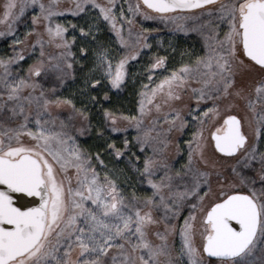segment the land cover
I'll return each instance as SVG.
<instances>
[{"label": "snow or ice", "instance_id": "1", "mask_svg": "<svg viewBox=\"0 0 264 264\" xmlns=\"http://www.w3.org/2000/svg\"><path fill=\"white\" fill-rule=\"evenodd\" d=\"M89 4L128 51L117 58L108 44L97 43L84 78L89 91L125 87L129 61L151 47L143 32L133 38L132 17L197 33L203 55L183 53L189 62L159 83L150 75L149 84L141 85L138 115L104 111L111 132L127 131L117 127L125 121L137 131L139 151L151 152L142 161L129 160L151 194L126 196L100 155L77 144L75 133L86 129L77 130L73 120L87 119L84 113L62 99L57 87L39 82L54 75L51 82L62 85L72 68L67 29L52 25L63 14L59 0H0V36L14 35L30 9H38L32 25H43V32L26 33L35 37L32 47L40 54L25 74L12 70L25 59L22 52L0 58V264H264V145L257 143L264 139V0H135L127 6L130 17L120 10L122 24L129 25L127 39L116 27L115 0H76L73 14L86 12ZM86 28L81 35L95 43L99 23L93 19ZM22 43L16 40L13 47ZM53 44L64 49L60 56L46 55L45 46ZM88 51L81 49L85 56ZM166 60L157 55L147 71H168ZM255 72L260 78L253 87L243 77ZM186 93L195 97L197 113L201 104L205 110L192 117L197 129L177 170L167 149L171 133L190 126L173 106ZM64 107L72 114L60 119ZM124 148H130L127 139ZM109 149L117 160L126 154L114 143ZM183 211L188 215L181 224ZM175 235L177 255L169 240Z\"/></svg>", "mask_w": 264, "mask_h": 264}, {"label": "rangeland", "instance_id": "2", "mask_svg": "<svg viewBox=\"0 0 264 264\" xmlns=\"http://www.w3.org/2000/svg\"><path fill=\"white\" fill-rule=\"evenodd\" d=\"M44 2L47 3L48 0H44ZM75 2L76 0H59V8L57 11L62 12L63 14L54 16L52 19L53 26L59 24L67 29L65 32V40L69 45V51L74 57L69 58L67 63H71L72 68L67 69V75L62 85L51 82L56 79L54 75L45 76L39 82L43 84L45 89L57 87V92L62 99H70L76 109L84 113V116H86L87 119L77 115L73 120L74 127L77 130L81 128L86 129L82 134L79 131L75 133L77 136V144L92 155H96L97 153L100 155V159L107 165V169L115 172L114 177L111 178L116 180L117 184L120 186V190L123 191L126 196H130L133 193L141 197L150 195L151 192L147 184L141 182L139 175L135 173V165L130 164L129 160L135 161L136 157L139 156L142 161L143 156L151 155V152L149 151L142 154L139 151V146L136 145L135 139L137 131L134 127H129L127 122H117V127L121 129L126 128L127 131H119L115 133L111 132V123L105 119L104 111L107 110L117 117L138 115L140 100L137 101L135 99L136 95L133 97L131 94V91H133L132 89H134L133 93H138V95H140V92L145 91L141 85L149 84L148 77L150 75L153 77L155 83H159L164 76L168 75V72L179 68L182 63H188L189 59L187 55H184L182 59V54L185 52L196 51L199 55H203V51L201 49V38L197 33L190 31H178L176 30V26L174 24H165L158 19L145 20L140 16L132 17L133 24L131 27L133 29V38H135L137 33L143 32L147 37V44L151 47L143 48L137 59L129 61L127 66L129 78L127 79L125 87L121 88L119 91H108L106 88L101 89L98 86L96 90L89 91L85 88L84 78L93 66L91 63L93 55L91 50L96 48L97 43L108 44L117 58L128 54V51L121 48L119 40L117 39L115 31L112 29L111 25L108 22L103 21L102 17H99L98 8H93L89 4L86 12L76 15L73 14ZM95 2L99 4H106L107 0H95ZM128 3L134 4L135 0H115L117 7L114 10L117 16L116 27L118 29L121 27L123 28V35L126 39L128 38L129 25L126 21L122 24L120 19V10L123 8L124 16L130 17L131 14L127 11ZM36 14H38V9L35 11L30 9L25 18L22 19L15 28H13L12 31L14 35L8 34L0 36V58L7 59L8 57L13 56L14 53L20 52H22L25 56V59L19 62V66L12 69L14 72L23 69L24 72L21 73L22 75L27 72L29 66L36 63L39 59V47L37 46L35 50H33L32 47L35 43V37L26 36V33L32 31L34 28L36 31L43 32V25L33 26L31 23L32 16ZM93 19H96V22L100 25V30L96 34L97 39L95 43H93L91 36L84 37L80 32L81 27H85V30H87V23H91ZM72 25H76V27L73 28ZM0 31H5L2 25H0ZM16 40L22 41L23 43L14 48L13 45ZM45 40H47L46 35ZM81 49L89 50L87 56L81 52ZM173 49H175V51H173ZM44 51L46 55L57 57L60 56L64 49L57 48L53 44L46 45ZM157 55L167 57L165 66L168 71H164V69H158L154 73L147 71L150 66V60H153ZM243 78L247 83L253 85L254 87L255 81L260 77L259 73L255 72L245 73ZM45 81L49 82L45 83ZM105 92H107V99H105ZM127 95L131 96L132 100L129 101V103L126 101L122 103L121 98L124 97L126 100ZM91 97H95V102L91 99ZM253 99H255L254 92ZM105 100L109 103L106 104ZM224 103L227 102L225 101ZM173 106L181 110L182 115H185V118L188 120L190 125L183 131H174L171 133V141L167 149V153L168 158L174 162L175 168L178 170L187 159V144L185 142L192 138L193 133L197 129V124L192 121V117L201 114L205 108L203 104H201L199 113H197L196 99L195 97H192L190 93L184 94L182 100L180 102H176ZM208 106H211V104ZM221 108H223V103L221 104ZM113 110L115 111L114 113L112 112ZM58 111L61 114L60 119H65L68 115L72 114L70 107L61 108ZM165 111H167V109H165ZM189 113H191V115H188ZM97 118L99 123L94 125L93 123L96 122ZM91 127H94L95 130L102 128V133L106 140L101 139L96 141L91 139L94 137L92 136L93 133L89 130ZM99 131L97 134L100 133ZM249 134L251 135L250 132ZM125 139L129 142V149L124 148ZM113 143L116 145V148L126 153L119 160L115 158V152L109 149V145ZM257 143L264 145V139L257 141ZM262 150H264V147H262ZM221 163L227 165L233 163V161L224 160L221 161ZM97 171L103 175V169L97 168ZM225 175H228L227 171L225 172ZM73 183H75L74 180ZM216 186L217 183L213 179L212 188L215 189ZM187 215V211L182 212L180 220L181 224L183 223L182 217ZM160 230L163 231V226H161ZM150 239L153 243H159V240L154 235H151V233ZM169 240L170 242H174L173 255H177L180 247L179 236H170Z\"/></svg>", "mask_w": 264, "mask_h": 264}, {"label": "trees", "instance_id": "3", "mask_svg": "<svg viewBox=\"0 0 264 264\" xmlns=\"http://www.w3.org/2000/svg\"><path fill=\"white\" fill-rule=\"evenodd\" d=\"M132 90L134 91V89H132ZM133 91H131V94L133 95V97H135V95H136L135 99H136L137 101H139V100L141 99V98H140V95H138V93H133ZM128 98H129V99H128ZM121 99H122V100H121L122 103H124L125 101H126L127 103H129V101L132 100V97L127 95V99H126V100H125L124 97H122ZM133 99H134V98H133ZM136 100H135V101H136ZM105 101H106V100H105ZM105 103L107 104V103H109V102L106 101ZM106 104H105V105H106ZM164 110H165V109H164ZM112 112L114 113L115 111L113 110ZM97 117H98V116H97ZM96 123H97V124L99 123L98 118H97L96 122H94L93 124L95 125ZM89 130H90L91 133H93L92 136H94V137H92L91 139L96 140V141H97V140H101V139L106 140V138H104L105 136H104V135H101V133H102V128H100V129L98 128L97 130H95L94 127H91ZM99 130H100V131H99ZM98 131L100 132L99 134H97ZM96 136H97V137H96ZM214 180H215V179H214Z\"/></svg>", "mask_w": 264, "mask_h": 264}]
</instances>
